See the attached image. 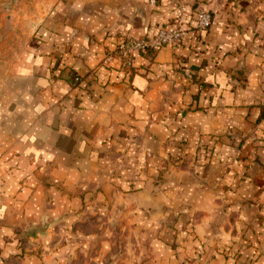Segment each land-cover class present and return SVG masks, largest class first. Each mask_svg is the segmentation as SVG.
<instances>
[{"label":"crops","instance_id":"obj_1","mask_svg":"<svg viewBox=\"0 0 264 264\" xmlns=\"http://www.w3.org/2000/svg\"><path fill=\"white\" fill-rule=\"evenodd\" d=\"M173 1L69 0L36 33L1 92L0 264H264V0H195L206 31L107 60Z\"/></svg>","mask_w":264,"mask_h":264},{"label":"rangeland","instance_id":"obj_2","mask_svg":"<svg viewBox=\"0 0 264 264\" xmlns=\"http://www.w3.org/2000/svg\"><path fill=\"white\" fill-rule=\"evenodd\" d=\"M68 1L69 0H0V122L5 120L3 110L5 98L4 96L2 97L1 92H6L9 87L13 85L15 67L27 56L26 52L29 51L28 48L39 29L44 27L45 22H48L49 18L55 16V13L59 14V9L67 4ZM175 1L176 0H174L173 3ZM185 2L188 3V1ZM136 5L138 4L136 3ZM189 5L193 8L197 6L205 7L202 5V2L195 0L192 2V5ZM205 8L207 9V7ZM238 70L241 69H236L234 71L237 76H239ZM260 117H264V113H261ZM255 132L256 131L253 133ZM237 133L238 131L235 132V134ZM235 134L229 133L226 135L229 139L228 141H230L231 150L234 152L240 150L239 141H236L234 137ZM257 134H259V132ZM260 136L263 137V139L261 138L259 140L264 142V132L261 133ZM259 144L261 143L254 144L256 153L258 152V146L264 145V143L261 145ZM174 161V166L185 169H189L192 165L194 167L197 163L195 159L191 161L187 156ZM193 162L194 164L191 165ZM221 214L220 210L219 216H221ZM46 219L47 217H44L43 220L38 222L39 233L40 230H42V233L46 230V226L48 225ZM80 224L81 223L71 224L72 229L75 230ZM28 228V226L26 228L24 226L21 230L25 231ZM42 233L41 235L44 237V233Z\"/></svg>","mask_w":264,"mask_h":264},{"label":"built area","instance_id":"obj_3","mask_svg":"<svg viewBox=\"0 0 264 264\" xmlns=\"http://www.w3.org/2000/svg\"><path fill=\"white\" fill-rule=\"evenodd\" d=\"M150 1L154 3V0ZM173 5L175 14L171 25L161 26L149 37L124 36L112 54L107 56V60L116 56L118 67L129 70L133 65V56L136 52L153 51L165 44L173 45L183 39L187 35L189 21L193 20V26L198 32H204L211 26L212 15L205 7L193 8L183 0H176Z\"/></svg>","mask_w":264,"mask_h":264},{"label":"water","instance_id":"obj_4","mask_svg":"<svg viewBox=\"0 0 264 264\" xmlns=\"http://www.w3.org/2000/svg\"><path fill=\"white\" fill-rule=\"evenodd\" d=\"M137 6H138L137 12L142 14L144 11L143 5L138 4ZM41 231L42 230H40V233H41ZM36 232L39 233L38 228H28L27 230L24 231V234L28 238H31V237L33 238V237L37 236L38 233H36Z\"/></svg>","mask_w":264,"mask_h":264},{"label":"trees","instance_id":"obj_5","mask_svg":"<svg viewBox=\"0 0 264 264\" xmlns=\"http://www.w3.org/2000/svg\"><path fill=\"white\" fill-rule=\"evenodd\" d=\"M238 71H239V72H242L241 70H238ZM237 73H238V72H237ZM242 73H243V72H242ZM233 75H234V76H237L235 72L233 73ZM240 78H243V77H240ZM242 80H244V79H242Z\"/></svg>","mask_w":264,"mask_h":264}]
</instances>
